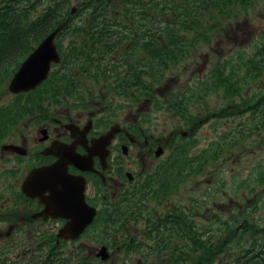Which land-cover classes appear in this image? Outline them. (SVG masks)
I'll return each mask as SVG.
<instances>
[{
  "label": "trees",
  "instance_id": "16d2710c",
  "mask_svg": "<svg viewBox=\"0 0 264 264\" xmlns=\"http://www.w3.org/2000/svg\"><path fill=\"white\" fill-rule=\"evenodd\" d=\"M73 5L71 0H0V76L8 78L25 55L69 18L57 34L58 38L68 40L59 47L64 64L63 69H58L60 76L51 78L60 79L50 86L57 87L52 93L54 99L66 95L69 88L84 85L82 80L91 84L103 80L107 82L103 85L125 96H137L138 92L139 96L151 101L160 102L164 98L172 110L185 119L187 114L191 120L186 99H182L184 91L166 95L155 86L164 82L168 71L186 56L185 47L191 40L187 33L212 31L205 23L227 17L229 7L246 10L253 5V0H78L76 11L71 14ZM211 72L205 90L223 88L224 97L240 95L241 89L231 77L233 70L225 73L218 66ZM260 73L254 72L251 79H257ZM49 78L46 83L51 82H48ZM202 84L199 82V89ZM41 88L31 92L32 98L22 103L23 106L11 109H23L29 103L33 105L32 99L36 95L41 97ZM171 97L175 98L170 100ZM259 104L264 105V91L253 101L242 99L226 105L218 113L224 116L246 111L256 113ZM261 115L263 123L264 112ZM219 148L215 149L218 155ZM190 149L188 145L182 146L181 168L174 173L177 178L195 172L197 166L200 171L203 166L198 164V160L205 158L203 154L197 156L198 160L191 158ZM193 160L196 164H192ZM262 175L264 179V172ZM173 206L171 211L158 216L153 210L143 208L146 209L143 230L147 235L137 244L129 245L127 252L137 255L134 259L137 264L142 258L143 264H264V228L256 222L253 231L243 224L236 230L229 228L217 239L216 233H223L221 226L208 228V222L195 225L194 218L186 217L192 215L188 204H183L180 212L174 211ZM133 216L139 218L138 214ZM143 243H147V249ZM166 255H170V259L166 260ZM56 262L73 264L64 259Z\"/></svg>",
  "mask_w": 264,
  "mask_h": 264
},
{
  "label": "flooded vegetation",
  "instance_id": "af4514ba",
  "mask_svg": "<svg viewBox=\"0 0 264 264\" xmlns=\"http://www.w3.org/2000/svg\"><path fill=\"white\" fill-rule=\"evenodd\" d=\"M92 89L81 95L71 88L69 100L64 97L65 106L45 112L3 114L2 119L12 113L15 121L0 127V264H58L54 262L59 259L102 264L117 257L112 251L118 252V261L126 256L120 250L147 234L141 231L132 237L130 230L123 232L142 224L145 227L144 222L119 221L124 214L134 212L145 201L157 216L169 209L167 202L157 197L163 191L154 188L163 164L171 165L168 157L173 148L178 149L180 130L175 128L163 136L138 124L136 118L112 121L116 113L112 105L106 104L104 95L94 97ZM119 96L125 101L132 99ZM117 125L108 143L99 139ZM159 148L162 152L157 155ZM68 177L76 180L68 184ZM66 186L65 191L82 188L86 203L95 209L92 222L75 239L59 235L68 222L64 216ZM134 213L144 218L142 211ZM102 215L108 238L102 244L109 252L106 261L98 255L101 234H96ZM117 223L120 233L111 236ZM86 234L89 236L83 238ZM118 242L121 244L115 250L107 246ZM68 245L75 249L66 250Z\"/></svg>",
  "mask_w": 264,
  "mask_h": 264
},
{
  "label": "rangeland",
  "instance_id": "374dc122",
  "mask_svg": "<svg viewBox=\"0 0 264 264\" xmlns=\"http://www.w3.org/2000/svg\"><path fill=\"white\" fill-rule=\"evenodd\" d=\"M71 1L76 3L78 0ZM227 11L229 13L227 17L219 18L211 24L205 23L206 27H212V31L187 33L191 40L185 47L186 56L176 66H173V70L168 71V77L164 82L155 86L157 91L166 95L176 94L180 90L185 92L182 99H186L188 116L192 118L189 122L186 120L187 114H185L186 119L180 113L177 114L164 98H161L159 102L138 95L135 96V100L132 97L125 101L124 97L119 96L120 94L117 92L114 94L107 85H103L107 84L103 80L96 84L82 80L81 83L85 82V84H80L75 93L85 95V89L93 88L94 97L96 94L106 96V104L112 105V109L116 112L110 118L112 121L124 123L128 119L136 118L138 124L150 128L151 132L158 130L163 136H167L169 131L175 128L192 129L187 137L178 136L179 147L176 154V156L179 154L177 156L178 166L180 169L182 146L188 145L191 148V158H197L200 154L205 157L201 160L197 158L198 164H203L201 170L199 171L197 166L195 172L181 175L182 178L181 176L163 178V172H161L160 176L164 183L162 184L161 181L155 185L154 189H156L155 192L163 191L166 201L173 200L172 202H176L181 208L183 204H188L192 215L186 217L194 218L195 225H205L208 222V228L221 226L223 233L217 232V239L224 236L229 228L236 230L239 226H244L243 224L248 225L251 231L255 229V222L264 228V179L262 177V172H264V122L262 123L261 115L264 112V105L259 104L256 113L246 111L227 116L218 113L226 105L237 103L242 99L253 101L264 91V0H253V5L246 10L233 6ZM67 40L68 38L63 37L55 39L59 52L61 50L59 47L66 44ZM218 66L225 73L234 71L231 77L235 79V85L241 89L240 95L224 97L223 88L213 91L205 90V82L212 75V69ZM18 67L19 65L13 69L8 78L4 75L0 76V127L4 124H13L15 121L12 113H8L2 119L5 112L22 110L27 113L32 108L38 112H45L53 106H65L66 99L69 100L68 97L71 96L66 91V99L63 95L59 100L53 98L52 93L57 91L54 89L57 87L50 86L60 79L52 80L51 78L55 75L60 76L61 73L54 65L49 75L50 80H48L51 82H45L42 85L41 95H39L41 97L36 95L37 100L32 99L34 100L33 105L29 103L23 109L12 110V107L23 106L22 103L32 98V94H13L9 90L10 78ZM256 71H261L259 77L251 79ZM199 82L203 83L201 89L198 86ZM136 90L139 91V89ZM112 95L114 98L110 99ZM174 98L171 97L170 100ZM72 112L74 113V110ZM196 118L201 120L200 124H195ZM116 128L115 126L112 132ZM219 146L218 155V150L215 152V149ZM170 147L168 146V149ZM192 164H196V161L193 160ZM172 174L174 173L169 171L167 175ZM189 209L186 212H189ZM132 219L138 218L130 216L123 222L126 224ZM229 223L232 225H226ZM119 224L113 227L111 236L117 231L120 233ZM100 225L101 228L98 227L96 234L98 236L101 234L97 240H100V245H102L108 240L103 232L105 226L103 215ZM143 226L144 224L131 227L123 232L130 230L129 232L133 233L132 237H137L141 231H144ZM88 236L89 234H86L83 238ZM240 236L242 237L241 234ZM211 239L213 237H210ZM86 242L89 243V240ZM120 244V242L110 243L107 246L115 250ZM68 249L74 250L75 248L68 245L66 250ZM120 251L124 255L130 249L126 247ZM110 253H114L117 257L111 255L112 260L102 264H137L135 261H130L135 253H128V256L118 261V252ZM165 259H170V255H166Z\"/></svg>",
  "mask_w": 264,
  "mask_h": 264
},
{
  "label": "water",
  "instance_id": "95a60500",
  "mask_svg": "<svg viewBox=\"0 0 264 264\" xmlns=\"http://www.w3.org/2000/svg\"><path fill=\"white\" fill-rule=\"evenodd\" d=\"M62 26L63 24L57 26L47 35L36 49L21 63L8 85L12 93L34 89L47 77L50 64L59 61V56L54 44V37ZM113 128L114 127L101 136L100 139L104 140L105 144L109 142L113 134ZM69 182L74 183V179L68 177V184ZM66 189L67 188L63 190L64 216L69 219V222L64 227L63 234L76 237L78 233L91 222L94 210L88 207L84 202L82 188L79 191L78 189H72V187L68 191H65ZM100 253L102 256L106 257L104 248H102Z\"/></svg>",
  "mask_w": 264,
  "mask_h": 264
}]
</instances>
